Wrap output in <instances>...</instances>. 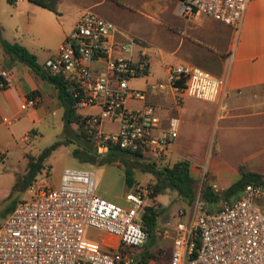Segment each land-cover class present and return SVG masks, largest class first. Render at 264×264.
<instances>
[{"label": "built area", "instance_id": "built-area-1", "mask_svg": "<svg viewBox=\"0 0 264 264\" xmlns=\"http://www.w3.org/2000/svg\"><path fill=\"white\" fill-rule=\"evenodd\" d=\"M248 1L175 0L173 10L182 17L202 13L235 27ZM41 66L68 83L74 107H97L81 117L83 133L98 155L113 144L148 157L165 152L178 120L169 116L167 125L160 127V106L145 101L146 91L172 88L179 104L185 96L217 101L224 85L222 76L177 61L168 64L164 80L129 87L131 76L146 73L147 52L134 39L121 38L112 20L89 7L81 10ZM9 75L0 66V87L8 83ZM128 99L143 104L130 106ZM33 104L34 97L28 95L19 107ZM210 186L217 191L215 183ZM24 192L26 198L19 199L0 222V264H132L144 245L145 187L129 186L123 203H117L95 192L93 169L64 166L56 185L31 181ZM263 193L262 184L247 182L233 199L209 207L200 191L195 192L187 210L177 209V218L160 229L170 240L168 264H264V211L254 203ZM86 226L115 241L87 240Z\"/></svg>", "mask_w": 264, "mask_h": 264}, {"label": "rangeland", "instance_id": "rangeland-1", "mask_svg": "<svg viewBox=\"0 0 264 264\" xmlns=\"http://www.w3.org/2000/svg\"><path fill=\"white\" fill-rule=\"evenodd\" d=\"M76 1L78 0H60L57 6L59 14L48 9L39 8L52 18V20H49L43 15L41 18L37 16L31 18L28 9L20 7L18 2L15 7L7 0H0V34L9 41L24 43L31 47L38 57L42 55L47 57L58 44V31L61 28L66 29L67 32L70 30V12L73 9L82 10V8L89 7L105 18L112 20L121 38L134 39L147 52V72L131 76L128 79L129 87L144 88L146 83L154 80V78L163 79L164 59H168L167 62L169 63L172 59L191 58L197 53L205 61H213L212 55L204 53L200 47L205 41L201 35V29L206 27L212 34L216 32L215 27L205 21L210 17L197 13L198 17L205 19L201 24H197L196 16H178L173 10L175 0H81V3H76ZM226 32L224 29L218 31L219 34H225ZM222 35L219 39L220 42L225 41ZM237 37L235 35V39ZM11 68L13 69V67ZM126 103L131 106L138 105L137 100L128 99ZM75 109L79 113H84L96 111L97 107L82 106ZM61 111L60 107H56L54 113L50 114L48 119L41 124L34 125L33 130L28 129L26 131L27 123L22 117L12 120L9 124H1L4 134L0 138V151L2 152L0 154V222H2L12 201L27 196L24 188H20V180L25 177L28 155L36 156L44 146L49 145L55 139H63L65 136ZM68 127L69 134L72 137H70V140L58 143L43 158L42 167L36 171L32 178L35 181H32L53 186L57 184L64 166L90 167L94 170L95 192L103 198L123 203V192L128 188L123 181V168L128 166L133 177V183L130 187H145L147 189L144 197L146 205L151 204L156 209L160 208L155 218L153 238L148 236L144 242L145 249L151 254L147 264H167L170 240L162 236L160 229L177 218V209L184 208V210H187L190 204L178 197L175 189L171 188H165L153 197L149 196V185L153 183L155 176L152 172L143 171L141 169L143 164L135 163L131 158L128 159L127 165L115 160L102 163H80L71 153V149L80 143L77 137L74 136V132L77 131L76 124L69 123ZM25 131L27 137L23 138ZM89 145L93 148L92 143ZM225 146L226 144L220 149L221 153L225 152ZM216 147L215 142L210 143L207 147V153L212 155ZM147 158L154 160L155 167H160L164 164H170L179 157L175 154L168 155L166 152L154 157L145 155L140 157L141 160ZM186 159L190 160L191 158ZM198 162H201L202 165L197 166V174L193 175L195 178L194 192L200 191L203 182L215 183L217 191H221L223 187L219 186L222 184L208 179L203 161L198 160ZM243 168L249 169L250 167L243 165ZM255 169L257 168L255 167ZM259 169L258 172L264 175V170L259 171ZM236 176L237 174L231 175V178L234 179ZM16 182L17 184H14ZM254 203L264 211V193L257 196ZM84 237L96 243H101L100 238H103L106 244H112L115 241L114 236L106 235L89 226L85 227Z\"/></svg>", "mask_w": 264, "mask_h": 264}, {"label": "crops", "instance_id": "crops-1", "mask_svg": "<svg viewBox=\"0 0 264 264\" xmlns=\"http://www.w3.org/2000/svg\"><path fill=\"white\" fill-rule=\"evenodd\" d=\"M17 2L20 7L28 9L31 18H41L43 15L52 20L41 10L48 8L30 0H15L12 2L13 6ZM77 2L81 3V0ZM51 11L59 14L57 11ZM80 12L81 10L77 9L70 12L71 26ZM191 16L197 17V24L205 20L197 14ZM205 21L215 27L216 32L212 34L206 27L201 29L205 41L201 42L200 47L204 53L212 55L213 61H205L197 53L191 58L172 59L169 63L168 59H164L163 79L154 80L165 79L168 64L188 61L213 75L223 77V91L218 100L206 101L185 96L176 104L174 90L166 87L160 92L146 91L145 101L160 106V127L167 125L169 116L177 117L176 134L165 152L168 155L175 154L179 158H191L189 169L192 176L197 174V166L202 165L198 160H202L208 179L222 184L219 186L222 188L230 183L231 175L237 174V166L240 164L247 165L250 170H264V0L248 1L235 27L211 18ZM221 29L227 32L219 34ZM66 33L67 30L63 28L58 31V44ZM221 35L225 39L223 42L219 40ZM235 35L238 36L237 39ZM22 44L31 50L39 64L46 58L44 55L38 57L35 50ZM0 66L10 73L8 83L0 87V138L4 134L1 129L3 123L9 124L12 120L22 117L27 123L26 131L33 130V126L47 120L56 107L62 110L56 98L55 88L21 62L4 55L1 48ZM28 95L34 97V104L20 108L19 103ZM137 101L138 105L135 107L143 104V101ZM26 131L23 138L27 137ZM213 142L217 147L210 155L207 153V147ZM224 144L225 152L221 153L220 149ZM223 201L227 202L219 198L214 207Z\"/></svg>", "mask_w": 264, "mask_h": 264}, {"label": "trees", "instance_id": "trees-1", "mask_svg": "<svg viewBox=\"0 0 264 264\" xmlns=\"http://www.w3.org/2000/svg\"><path fill=\"white\" fill-rule=\"evenodd\" d=\"M12 3L15 0H7ZM40 6L48 8L53 11H57L56 5L58 0H30ZM0 48L4 55L11 59H15L24 64L28 69L36 73L44 81L51 84L56 91V98L58 103L62 107L61 119L63 120V139H55L52 143L44 146L36 156L28 155L26 161L27 169L25 177L21 181L20 188H25L33 179L34 174L42 167V160L49 152L60 142L70 140L69 123H75L77 131L74 132V136L80 141L78 146L71 149V153L78 159L80 163H102L110 161H118L124 165H127L128 159L131 158L135 163H141L143 171L152 172L155 176V180L149 185V196H154L162 192L165 188L175 189L178 197L184 200L187 204H190L194 195V182L195 178L191 175L189 169V160L186 158H177L170 164H164L160 167H155L153 159L141 160L143 155L138 151H129L125 148H120L113 144L108 146V150L103 155H97L92 148L89 135L83 133V118L81 113L77 112L76 107L73 106L74 98L71 96L68 83L57 73H50L39 64L35 55L29 51L26 47L16 41H9L0 36ZM147 72V71H145ZM175 84H179V80L174 81ZM33 93V91H32ZM31 94V93H30ZM78 142V141H77ZM91 146V147H90ZM123 181L124 184L129 187L133 183V177L131 175V169L128 166L123 168ZM247 182L260 183L264 186V175L258 171L244 169L243 165L237 166V176L232 179L228 185L223 187L221 191H214L210 184L203 182L200 189L201 197L207 202L209 207H214L215 203L222 198L224 200L233 199L242 186ZM14 184H17L14 183ZM19 200V199H18ZM12 201L7 211H10L15 203L18 201ZM160 208L156 209L153 205H143L141 212V225L145 231L146 237L151 236L153 238V229L155 227V218ZM5 213V214H6ZM146 241V240H145ZM150 253L145 249V243L142 249L138 250L135 256V261L132 264H147Z\"/></svg>", "mask_w": 264, "mask_h": 264}]
</instances>
